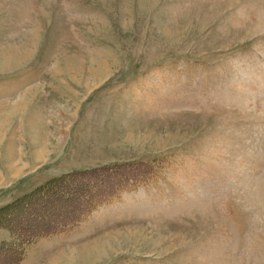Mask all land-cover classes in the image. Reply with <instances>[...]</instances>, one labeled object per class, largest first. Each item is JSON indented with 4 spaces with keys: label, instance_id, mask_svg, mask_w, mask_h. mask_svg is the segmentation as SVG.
I'll list each match as a JSON object with an SVG mask.
<instances>
[{
    "label": "rangeland",
    "instance_id": "374dc122",
    "mask_svg": "<svg viewBox=\"0 0 264 264\" xmlns=\"http://www.w3.org/2000/svg\"><path fill=\"white\" fill-rule=\"evenodd\" d=\"M96 244L264 264V0H0V264Z\"/></svg>",
    "mask_w": 264,
    "mask_h": 264
},
{
    "label": "bare ground",
    "instance_id": "6f19581e",
    "mask_svg": "<svg viewBox=\"0 0 264 264\" xmlns=\"http://www.w3.org/2000/svg\"><path fill=\"white\" fill-rule=\"evenodd\" d=\"M94 247H91L90 249H85V250H81L79 256L77 258H69V257H61V258H64V259H61V258H58L54 264H72L74 263V261H78V263H82V264H90L91 262V258L92 256L94 257L95 255L99 254L101 252V245H93ZM61 259V260H60ZM72 259V260H71Z\"/></svg>",
    "mask_w": 264,
    "mask_h": 264
}]
</instances>
